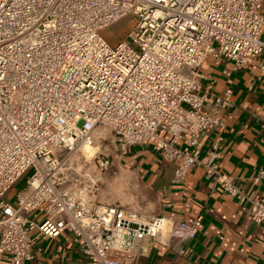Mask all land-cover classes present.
I'll use <instances>...</instances> for the list:
<instances>
[{"label":"built area","instance_id":"1","mask_svg":"<svg viewBox=\"0 0 264 264\" xmlns=\"http://www.w3.org/2000/svg\"><path fill=\"white\" fill-rule=\"evenodd\" d=\"M261 9L262 0H0V257L34 262L33 232H71L91 264H131L161 234L194 239L202 216L176 223L97 202L101 174L143 146L178 164L176 184L203 169L264 235V196L220 171V138L202 152L231 91L218 96L200 71L208 59L231 62L227 75L256 60L264 74ZM124 20L130 31L113 45L104 33ZM250 181L264 186V169Z\"/></svg>","mask_w":264,"mask_h":264},{"label":"crops","instance_id":"2","mask_svg":"<svg viewBox=\"0 0 264 264\" xmlns=\"http://www.w3.org/2000/svg\"><path fill=\"white\" fill-rule=\"evenodd\" d=\"M261 13L264 16V0ZM231 68V62L213 59L201 67V74L214 82L215 94L223 97L231 91L230 107L221 113L224 125L219 132L203 138L202 152L212 149L220 138V171L233 177L246 193L264 196V186L250 181L264 169V74L256 60L240 72L227 75ZM177 166L162 160L151 146L135 147L100 176L99 204L176 223L191 224L202 216L194 239L179 243L167 234L156 240L146 239L131 264H264V235L251 222L248 205L225 194L199 167L190 170L183 183H174ZM31 237L36 260L27 264H91L69 231L57 239L42 237L38 232ZM0 264H10L7 256L0 257Z\"/></svg>","mask_w":264,"mask_h":264},{"label":"rangeland","instance_id":"3","mask_svg":"<svg viewBox=\"0 0 264 264\" xmlns=\"http://www.w3.org/2000/svg\"><path fill=\"white\" fill-rule=\"evenodd\" d=\"M129 21L127 20H124L120 23H118L117 25H115L114 27L110 28L109 30H107L104 35L105 37L113 44V45H116L118 44L119 42H122L126 39L129 31H130V27L128 25ZM264 38V36H263ZM95 150L94 152L96 153L97 152V148L98 146L94 147ZM27 178L28 176H26L23 180H21L19 182V184L16 186L12 196H11V201L12 203H15L16 201V193L18 191H21L25 188L26 186V182H27Z\"/></svg>","mask_w":264,"mask_h":264},{"label":"bare ground","instance_id":"4","mask_svg":"<svg viewBox=\"0 0 264 264\" xmlns=\"http://www.w3.org/2000/svg\"><path fill=\"white\" fill-rule=\"evenodd\" d=\"M94 150L95 148L92 146H86V148L84 149L85 153L89 154L90 156H93L95 154Z\"/></svg>","mask_w":264,"mask_h":264}]
</instances>
